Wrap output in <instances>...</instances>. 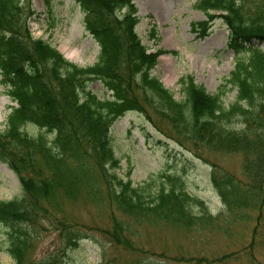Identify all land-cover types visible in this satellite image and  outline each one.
<instances>
[{
  "label": "trees",
  "instance_id": "16d2710c",
  "mask_svg": "<svg viewBox=\"0 0 264 264\" xmlns=\"http://www.w3.org/2000/svg\"><path fill=\"white\" fill-rule=\"evenodd\" d=\"M25 1L0 0V77L17 104L0 130V161L16 173L24 191L20 199L0 201V225L12 229L7 252L15 262L32 244L29 226L40 216L41 200L60 190L72 195L80 181L97 196L89 177L92 169L104 182L105 200L119 212L178 216L190 226L198 217L194 210H206L205 202L177 176H162L156 190L119 176L111 129L143 104L197 149L242 153L243 173L252 187L263 186L264 202V1L251 11L246 0H197L196 8L209 21L221 18L231 31L235 67L223 87L230 86L237 95L229 105L191 77L181 81L184 99L177 100L153 75L166 52H150L143 43L133 0H78L86 31L100 45L96 63L86 68L67 61L48 42L32 38ZM150 36L157 37L155 28ZM95 82L111 98L101 99L89 88ZM213 166L212 181L227 211H237L232 195L241 190ZM237 196L245 199L244 193ZM79 233L67 237L70 247L80 244ZM111 233L116 243H127Z\"/></svg>",
  "mask_w": 264,
  "mask_h": 264
},
{
  "label": "rangeland",
  "instance_id": "374dc122",
  "mask_svg": "<svg viewBox=\"0 0 264 264\" xmlns=\"http://www.w3.org/2000/svg\"><path fill=\"white\" fill-rule=\"evenodd\" d=\"M263 1L246 0V7L252 11ZM133 2L141 17L137 31L143 43L150 52H167L159 58L153 75L175 98L184 99L181 81L191 77L210 94L222 96L225 105L231 104L236 91L223 85L234 70V50L223 20L209 21L196 8V0ZM23 7L34 39L48 42L79 67L97 61L100 47L86 32L85 15L76 0H27ZM153 28L155 39L150 36ZM74 49L80 51V58L70 57ZM89 88L101 99L110 96L100 82ZM6 92L0 77V130L5 129L11 107L17 105ZM112 145L121 161V178L156 190L162 176H177L191 194L205 202L206 210L196 208L198 217L190 226L178 216L136 217L119 212L105 200L104 182L92 169L89 177L95 181L97 196H91V190L80 181L74 194L60 190L39 202L40 216L29 226L32 244L19 263L7 252L12 229L0 225V264H264L263 186L249 184L242 170V153L197 149L165 117L144 104L117 121ZM213 164L219 176L233 179L241 190L232 195L238 202L234 203L237 211H227L213 185ZM23 196L20 179L0 161V201ZM72 232L82 236L77 247L68 245ZM111 232L127 243H116Z\"/></svg>",
  "mask_w": 264,
  "mask_h": 264
},
{
  "label": "bare ground",
  "instance_id": "6f19581e",
  "mask_svg": "<svg viewBox=\"0 0 264 264\" xmlns=\"http://www.w3.org/2000/svg\"><path fill=\"white\" fill-rule=\"evenodd\" d=\"M154 6L156 8H158V2L157 1L154 3ZM69 55L73 59H78V58H80V51L78 49H74L73 51L70 52Z\"/></svg>",
  "mask_w": 264,
  "mask_h": 264
}]
</instances>
